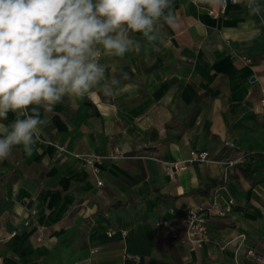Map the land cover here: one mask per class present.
<instances>
[{
  "label": "crops",
  "instance_id": "crops-1",
  "mask_svg": "<svg viewBox=\"0 0 264 264\" xmlns=\"http://www.w3.org/2000/svg\"><path fill=\"white\" fill-rule=\"evenodd\" d=\"M173 11L154 44L135 34L138 52L101 57L108 83L42 113L31 154L0 160V264H256L247 252H264V13L230 0H173ZM193 150L211 161L175 167ZM88 155L100 156L94 166ZM239 155L228 179L223 161ZM198 205L220 245L173 244L157 222L184 236Z\"/></svg>",
  "mask_w": 264,
  "mask_h": 264
},
{
  "label": "clouds",
  "instance_id": "clouds-1",
  "mask_svg": "<svg viewBox=\"0 0 264 264\" xmlns=\"http://www.w3.org/2000/svg\"><path fill=\"white\" fill-rule=\"evenodd\" d=\"M234 2L264 13L259 0ZM174 20L173 0H0V160L32 153L42 113L108 83L102 56L138 52L135 34L154 44Z\"/></svg>",
  "mask_w": 264,
  "mask_h": 264
},
{
  "label": "built area",
  "instance_id": "built-area-1",
  "mask_svg": "<svg viewBox=\"0 0 264 264\" xmlns=\"http://www.w3.org/2000/svg\"><path fill=\"white\" fill-rule=\"evenodd\" d=\"M233 3L234 0H230ZM226 3V1H225ZM60 149H64L60 146ZM100 158L99 155H88L85 156V161L87 165L94 166V161ZM246 160L245 155L228 157L223 161V165L226 170V177L229 173L236 168V166ZM207 162L211 161L209 157V152L207 151H196L191 152L190 158L181 159V161L175 162V167L183 168L184 164L188 162ZM171 164V163H170ZM102 184V181H99ZM233 201L229 200L226 211L231 210V205ZM209 209L204 205L193 206L187 209L184 217V227L185 235L181 236L180 227L169 220L160 219L157 224L158 226L164 228L167 233L172 237V243L176 244L178 242L188 244L191 249L203 247L205 244H218L220 243L213 238L209 233L208 221H209ZM248 258L256 264H264V252L258 253L254 249H250L247 252Z\"/></svg>",
  "mask_w": 264,
  "mask_h": 264
},
{
  "label": "trees",
  "instance_id": "trees-1",
  "mask_svg": "<svg viewBox=\"0 0 264 264\" xmlns=\"http://www.w3.org/2000/svg\"><path fill=\"white\" fill-rule=\"evenodd\" d=\"M232 176H228V179H230ZM225 183V179L221 180V182H217L216 185L218 186H221V185H224Z\"/></svg>",
  "mask_w": 264,
  "mask_h": 264
}]
</instances>
